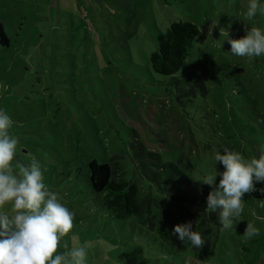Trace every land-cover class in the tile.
I'll use <instances>...</instances> for the list:
<instances>
[{"label":"rangeland","instance_id":"1","mask_svg":"<svg viewBox=\"0 0 264 264\" xmlns=\"http://www.w3.org/2000/svg\"><path fill=\"white\" fill-rule=\"evenodd\" d=\"M248 3L0 0V23L9 39L0 46V110L12 119L8 133L19 141L12 164L27 165L35 157L46 169L45 185L75 213L55 254L86 244L85 264H182L192 256L188 241L172 249L138 217H112L95 199L87 165L119 156L124 177L137 183L141 196L158 200L164 193L141 176L131 144L144 143L164 162L181 159L183 172L200 184L216 169L224 171L214 159L217 151L259 158L264 54L234 56L228 43L245 35V25L264 30V15L245 18ZM178 20L196 24L200 35L177 74H157L150 66L157 36ZM191 72L201 75L205 93L199 86L171 84L173 77L181 81ZM180 86L186 91L178 95ZM260 202L242 201L232 229L210 227L206 264H264ZM0 211L11 214V204ZM247 222L259 235L244 237Z\"/></svg>","mask_w":264,"mask_h":264},{"label":"clouds","instance_id":"2","mask_svg":"<svg viewBox=\"0 0 264 264\" xmlns=\"http://www.w3.org/2000/svg\"><path fill=\"white\" fill-rule=\"evenodd\" d=\"M257 14L264 15V3L249 0L245 18L251 21ZM244 31L240 39L228 38L230 52L249 59L260 57L264 54V30L245 25ZM12 123L9 115L0 110V209L11 204V214L0 211V264H85L86 244L65 254H55L61 238L73 228L75 213L59 202L58 194L45 185L43 171L46 169L42 170L35 157L27 165L17 160L13 166L19 141L8 133ZM223 153L217 151L214 159L223 164L224 171L216 169L202 183L212 187L207 196V209H219L222 230H230L243 212L242 197L257 191L256 184L264 182V145L259 158L250 160L227 148ZM218 175L221 178L217 185ZM259 206L264 208V201ZM174 234L194 248L200 249L205 244L202 233L193 230L192 222L175 225ZM243 235L251 239L259 235V229L247 222Z\"/></svg>","mask_w":264,"mask_h":264},{"label":"trees","instance_id":"3","mask_svg":"<svg viewBox=\"0 0 264 264\" xmlns=\"http://www.w3.org/2000/svg\"><path fill=\"white\" fill-rule=\"evenodd\" d=\"M199 35L200 30L196 24L184 20L173 22L165 33L157 36V49L150 55L152 71L166 76L177 74ZM8 45L9 39L0 23V46ZM179 82L191 87L199 86L205 93V83L201 75L195 72L181 81L173 77L171 84L176 87ZM184 91L181 86L176 88L178 95ZM134 133L131 128L130 134ZM131 148L141 176L164 195L158 200L150 194L141 196L137 183L124 177L119 156L112 155L106 161L93 159L87 165L89 185L95 199L117 220L138 217V221L150 226L162 243L172 249L183 247L178 234H174L175 225L192 222L193 229L202 233L205 244L200 249L194 248L192 256L185 257L182 264H206L203 258L210 248V227H222L219 222L220 210L207 209V196L212 187L192 181L183 172L186 166L181 159L164 162L159 152L142 142L131 144ZM256 188L257 191L243 196L242 201H263L264 192L260 189H264V182L257 183ZM153 205L157 211H154Z\"/></svg>","mask_w":264,"mask_h":264}]
</instances>
